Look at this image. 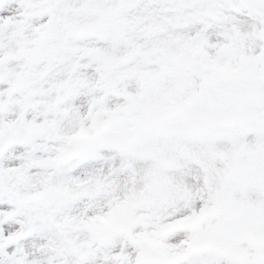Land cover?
<instances>
[{"label":"snow or ice","instance_id":"6c2138e0","mask_svg":"<svg viewBox=\"0 0 264 264\" xmlns=\"http://www.w3.org/2000/svg\"><path fill=\"white\" fill-rule=\"evenodd\" d=\"M0 264H264V0H0Z\"/></svg>","mask_w":264,"mask_h":264}]
</instances>
